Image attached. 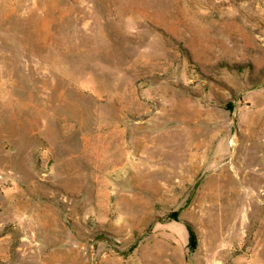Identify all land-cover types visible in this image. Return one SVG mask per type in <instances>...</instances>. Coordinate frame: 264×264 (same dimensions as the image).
<instances>
[{
    "label": "rangeland",
    "instance_id": "1",
    "mask_svg": "<svg viewBox=\"0 0 264 264\" xmlns=\"http://www.w3.org/2000/svg\"><path fill=\"white\" fill-rule=\"evenodd\" d=\"M0 264H264V0H0Z\"/></svg>",
    "mask_w": 264,
    "mask_h": 264
},
{
    "label": "trees",
    "instance_id": "2",
    "mask_svg": "<svg viewBox=\"0 0 264 264\" xmlns=\"http://www.w3.org/2000/svg\"><path fill=\"white\" fill-rule=\"evenodd\" d=\"M174 218H177V214H173ZM188 228V233H189V246L194 249L197 245V235L195 234L193 228L191 227V225H187Z\"/></svg>",
    "mask_w": 264,
    "mask_h": 264
},
{
    "label": "bare ground",
    "instance_id": "3",
    "mask_svg": "<svg viewBox=\"0 0 264 264\" xmlns=\"http://www.w3.org/2000/svg\"><path fill=\"white\" fill-rule=\"evenodd\" d=\"M178 132V131H177Z\"/></svg>",
    "mask_w": 264,
    "mask_h": 264
}]
</instances>
